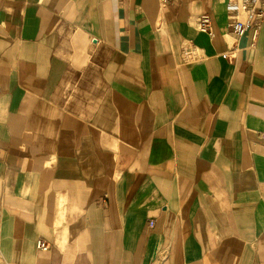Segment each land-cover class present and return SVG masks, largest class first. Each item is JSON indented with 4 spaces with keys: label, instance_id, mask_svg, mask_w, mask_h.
Wrapping results in <instances>:
<instances>
[{
    "label": "crops",
    "instance_id": "0c3cea01",
    "mask_svg": "<svg viewBox=\"0 0 264 264\" xmlns=\"http://www.w3.org/2000/svg\"><path fill=\"white\" fill-rule=\"evenodd\" d=\"M226 1L0 0V264H264V21L233 46Z\"/></svg>",
    "mask_w": 264,
    "mask_h": 264
},
{
    "label": "built area",
    "instance_id": "2783aa9c",
    "mask_svg": "<svg viewBox=\"0 0 264 264\" xmlns=\"http://www.w3.org/2000/svg\"><path fill=\"white\" fill-rule=\"evenodd\" d=\"M165 4L167 0H159ZM226 11L231 18L230 28L233 35L232 45H235L237 38L243 36L247 32H251V40L254 42L257 37L258 30L264 21V0H227ZM196 29L206 34L209 38L213 36L210 16L206 13L200 14L192 19ZM232 46V47H233ZM228 54H226L227 56ZM229 56V55H228ZM181 58L183 63H193L200 60L199 48L192 42L187 41L181 47ZM260 138L264 140V133L260 134ZM153 222H149L152 226ZM37 247L40 250H47L48 244L44 241H38Z\"/></svg>",
    "mask_w": 264,
    "mask_h": 264
}]
</instances>
